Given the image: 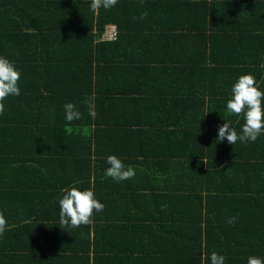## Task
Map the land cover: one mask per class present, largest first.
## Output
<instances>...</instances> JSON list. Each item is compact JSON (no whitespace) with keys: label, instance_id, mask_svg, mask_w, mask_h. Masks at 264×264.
I'll list each match as a JSON object with an SVG mask.
<instances>
[{"label":"trees","instance_id":"trees-1","mask_svg":"<svg viewBox=\"0 0 264 264\" xmlns=\"http://www.w3.org/2000/svg\"><path fill=\"white\" fill-rule=\"evenodd\" d=\"M90 5L0 0V57L21 73L20 95L0 115L8 223L0 264H146L155 238L171 240L161 244L173 264H211L213 251L225 264L264 259V190L249 191L246 204L237 197L242 179L264 175V135L218 142L225 122L242 134L243 116L226 108L238 78L251 74L264 91V0H118L95 13ZM108 25L118 28L115 40L102 39ZM67 103L81 119L66 121ZM109 155L135 177H106ZM70 186L104 205L91 225L60 227ZM106 226L129 232L123 257L107 247ZM232 232L254 236L235 244Z\"/></svg>","mask_w":264,"mask_h":264},{"label":"clouds","instance_id":"clouds-1","mask_svg":"<svg viewBox=\"0 0 264 264\" xmlns=\"http://www.w3.org/2000/svg\"><path fill=\"white\" fill-rule=\"evenodd\" d=\"M118 4V0H91L90 9L93 13L103 8L109 10ZM147 12L141 14L140 19L146 18ZM21 73L16 69L13 62L0 57V115L5 112V101L10 96L20 95ZM85 103L88 106L89 115L95 119L96 111L94 98L89 97ZM227 112L232 115L243 116L245 123L242 126V134L225 122L218 129V142L225 139L231 145L237 142L247 144L255 142L258 137L264 135V91L259 89L256 78L251 75H241L231 88V98L227 101ZM65 119L70 124L74 120L82 118V114L76 110L72 103L64 105ZM109 167L105 176L116 182L130 180L135 177V169L132 166H125L122 160L115 155L107 157ZM63 195L59 200V223L60 227L79 228L89 226L93 223V215L101 212L104 205L95 198L92 190H79L70 186L62 190ZM236 218L230 217L229 224L235 223ZM26 223L28 221H25ZM8 228L7 220L0 212V237H3ZM226 258L213 251L210 256L211 264H225ZM247 264H264V259L250 256Z\"/></svg>","mask_w":264,"mask_h":264},{"label":"crops","instance_id":"crops-1","mask_svg":"<svg viewBox=\"0 0 264 264\" xmlns=\"http://www.w3.org/2000/svg\"><path fill=\"white\" fill-rule=\"evenodd\" d=\"M15 38L18 39L17 37H15ZM20 40H23V39H20ZM180 56L187 57V52L185 54L183 52H181ZM201 141H202V139H201ZM6 176L7 175L1 176L0 179L3 180V178H5ZM262 176L263 177H260L259 175H256L254 177V181H252L251 177H249V176H247L246 179H242L241 180L240 183L246 185V187H244L246 190H245V193L237 196L240 201H242V202H244L246 204V200L249 197H251L250 194H249V191H251V192L253 191L254 192V189L255 188L257 190L256 191L257 193H261L264 190V175H262ZM1 183H4V182H1ZM259 186H261V187H259ZM112 217L115 218L116 215L113 214ZM238 219L239 218H237V220ZM115 220H116V218H115ZM117 220H120V219H117ZM245 221H248L247 224H252V222L254 221V219H253V217L250 218V215H247L246 214V220ZM119 224H120V226L123 225L122 223H119ZM24 227L30 228V231H31V230H33L35 228L34 227V222L33 223L31 222L30 225L24 226ZM241 227H243V226H241ZM119 228H122V227H119ZM119 228H117V227H111V226H106L103 229V231H102L103 233H102L101 236L106 237L108 235H110V236H113L114 235L112 239L108 240V242L111 243V244H108L107 247L110 248L111 246H115V248H117L118 251L120 250V254L118 255V257L121 258V257H123L124 249H126L125 246H127V242H126L125 239H128V236L130 234L128 232V234L125 236L124 231H121ZM229 234L231 235L232 241H235V244L236 243H240L241 244L242 241H244V240L245 241H248L249 238H251V237L254 236L253 233L244 234V233H233L232 232V233H229ZM50 235H51V233H50ZM37 236H38V239H39L38 241H40V243H45L46 242L44 240L45 238L44 239L42 238L43 237L42 235H38L37 234ZM116 238H117V240H116ZM50 239L51 240H49V241H52V238H50ZM22 240L27 241L26 239H22ZM22 240H20V238H17V239H13L12 241H14V243H16V242L17 243H21ZM53 241H56V240H53ZM168 241H171V240L159 239V238H155V239H151L150 240L149 243H151V244H150L149 254H146V256L144 258V261L146 262V264H155V261L158 262L157 264H173L172 261H171L172 259L170 258L172 256L169 255V254H166V252L164 251L166 248H164V246L161 244L162 242H168ZM27 243H34V242H31V241L28 240ZM145 243L142 244V247L145 245ZM179 243L180 242H177V244H176V246H177V248L179 250L186 249V248H184V245L179 244ZM227 243L229 245V242H227ZM231 244H233V243H231ZM102 246H103V243H102ZM189 249L190 248L188 247V250ZM240 252L241 251H238L237 255ZM184 256H189V254H186L185 253ZM232 258H234V257L232 256ZM36 263L38 264V262H36ZM33 264H34V262H33ZM174 264H176V263L174 262ZM180 264H184V261L181 260V263Z\"/></svg>","mask_w":264,"mask_h":264},{"label":"built area","instance_id":"built-area-1","mask_svg":"<svg viewBox=\"0 0 264 264\" xmlns=\"http://www.w3.org/2000/svg\"><path fill=\"white\" fill-rule=\"evenodd\" d=\"M118 37V28L116 25H108L102 33V39L111 41Z\"/></svg>","mask_w":264,"mask_h":264}]
</instances>
